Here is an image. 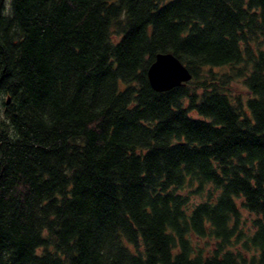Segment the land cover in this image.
Returning <instances> with one entry per match:
<instances>
[{
  "label": "trees",
  "instance_id": "1",
  "mask_svg": "<svg viewBox=\"0 0 264 264\" xmlns=\"http://www.w3.org/2000/svg\"><path fill=\"white\" fill-rule=\"evenodd\" d=\"M5 1L0 264H264V0Z\"/></svg>",
  "mask_w": 264,
  "mask_h": 264
},
{
  "label": "water",
  "instance_id": "2",
  "mask_svg": "<svg viewBox=\"0 0 264 264\" xmlns=\"http://www.w3.org/2000/svg\"><path fill=\"white\" fill-rule=\"evenodd\" d=\"M147 77L152 89L163 92L189 81L192 74L173 53L165 52L155 55L147 69Z\"/></svg>",
  "mask_w": 264,
  "mask_h": 264
},
{
  "label": "rangeland",
  "instance_id": "3",
  "mask_svg": "<svg viewBox=\"0 0 264 264\" xmlns=\"http://www.w3.org/2000/svg\"><path fill=\"white\" fill-rule=\"evenodd\" d=\"M9 5H10V3H9V0H6L5 1V7H6V9L8 10L9 9ZM216 71H218V72H223V71H226L227 70V68L225 67V68H220V69H215ZM242 78V77H241ZM243 79V78H242ZM242 81V80H241ZM241 81H235V80H231V93H234V94H236V93H241L242 91V89L244 88L243 87V84H242V82ZM238 90H239V92H238ZM242 93H245V92H242ZM245 95V94H244ZM192 114H195V113H192ZM197 199H194V201H196ZM244 217H250L248 214H244Z\"/></svg>",
  "mask_w": 264,
  "mask_h": 264
},
{
  "label": "bare ground",
  "instance_id": "4",
  "mask_svg": "<svg viewBox=\"0 0 264 264\" xmlns=\"http://www.w3.org/2000/svg\"><path fill=\"white\" fill-rule=\"evenodd\" d=\"M12 110L15 111V105H14V103L12 105Z\"/></svg>",
  "mask_w": 264,
  "mask_h": 264
}]
</instances>
